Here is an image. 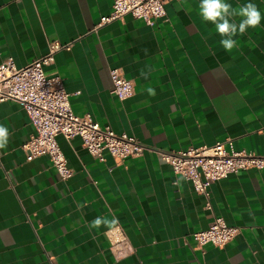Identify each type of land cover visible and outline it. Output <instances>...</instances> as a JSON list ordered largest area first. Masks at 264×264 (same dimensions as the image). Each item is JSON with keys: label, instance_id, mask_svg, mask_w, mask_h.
Instances as JSON below:
<instances>
[{"label": "crops", "instance_id": "crops-1", "mask_svg": "<svg viewBox=\"0 0 264 264\" xmlns=\"http://www.w3.org/2000/svg\"><path fill=\"white\" fill-rule=\"evenodd\" d=\"M112 2L0 0V62L23 66L52 41L67 44L44 72L61 78L73 112L146 147L99 160L79 137L58 135L74 171L61 179L47 155L26 160L22 144L34 127L19 103L1 102L10 137L0 149V264H264V168L210 182L206 208L204 195L157 153L231 138L236 150L264 156V19L227 52L200 17V0L168 2L153 25L125 15L95 27ZM227 2H252L264 14V0ZM112 67L134 84L123 100L111 92ZM216 216L239 232L223 247L196 246L191 234ZM97 217L117 221L131 253L114 258L106 234L114 225L90 228Z\"/></svg>", "mask_w": 264, "mask_h": 264}, {"label": "built area", "instance_id": "built-area-1", "mask_svg": "<svg viewBox=\"0 0 264 264\" xmlns=\"http://www.w3.org/2000/svg\"><path fill=\"white\" fill-rule=\"evenodd\" d=\"M172 0H113L111 11L99 18L95 27L122 19L125 15L141 18L153 25L165 15V5ZM68 48L67 44L50 42L48 52L23 66H17L11 57L0 62V103L11 100L19 103L34 127V133L22 144L26 160L47 155L61 179L69 178L74 171L68 166L57 136L69 140L77 136L93 157L103 160L108 152L120 161L128 156L140 155L146 147L125 132H115L101 125L89 114L77 115L71 108L69 92L61 78L48 77L44 66L53 60L54 53ZM111 92L123 100L133 94L134 84L119 67L109 69ZM160 158L170 164L173 172L190 181L193 189L204 195L205 207L210 208L208 186L229 173L249 168L263 169L264 156L236 150L231 138L216 141L210 146L189 147L177 151H157ZM239 232L219 216L208 226L193 232L191 239L198 247L212 244L223 247ZM114 258H123L132 252L128 237L119 225L106 231Z\"/></svg>", "mask_w": 264, "mask_h": 264}, {"label": "clouds", "instance_id": "clouds-1", "mask_svg": "<svg viewBox=\"0 0 264 264\" xmlns=\"http://www.w3.org/2000/svg\"><path fill=\"white\" fill-rule=\"evenodd\" d=\"M199 15L203 21L214 25L216 33L221 37L219 44L222 48L231 52L237 47V35H244L248 29H255L264 19V14L256 4L252 2L234 7L227 0H200L198 5ZM237 18L239 20L237 21ZM141 76L145 79L148 74L141 70ZM149 95H155V90L151 87L147 89ZM10 133L7 127L0 124V149H5L9 143ZM179 181H177V184ZM117 221L115 219L97 217L90 223V228H100L112 226Z\"/></svg>", "mask_w": 264, "mask_h": 264}]
</instances>
